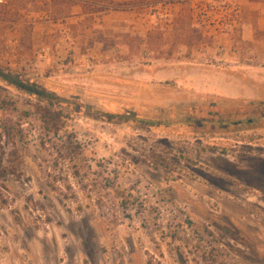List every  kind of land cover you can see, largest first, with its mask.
Segmentation results:
<instances>
[{
	"label": "rangeland",
	"instance_id": "1",
	"mask_svg": "<svg viewBox=\"0 0 264 264\" xmlns=\"http://www.w3.org/2000/svg\"><path fill=\"white\" fill-rule=\"evenodd\" d=\"M248 1L0 4L6 164L5 124L27 136L21 176L0 178V264H264V119L238 109L242 122L224 124L264 104V30ZM200 48L227 72L224 94L203 89ZM45 103L71 114L90 164L56 189Z\"/></svg>",
	"mask_w": 264,
	"mask_h": 264
},
{
	"label": "trees",
	"instance_id": "2",
	"mask_svg": "<svg viewBox=\"0 0 264 264\" xmlns=\"http://www.w3.org/2000/svg\"><path fill=\"white\" fill-rule=\"evenodd\" d=\"M12 81L21 88L29 89L45 97L51 98L53 96L47 91L33 89L30 85L23 83L19 79H14ZM1 104L4 106V100H1ZM11 105L15 106V103ZM238 109L240 112H243V116L249 115L248 121H250V115H255L260 119H264V104L256 103L229 110V113H227V117L229 118L224 124L229 126L242 122L241 119L233 120L232 118L239 114ZM37 111L44 124L45 135H48V138L51 136L55 137V140L52 141L49 147L45 142H42V146L44 149L49 150V156L51 157L49 159L46 178L49 186L56 189L58 180H60V178L62 179V177H67V174L77 178L84 174V172H89L87 171L90 169L89 159L81 143L78 141L77 136L70 130L69 121L71 119V114L65 108L45 103L44 105H38ZM203 117V115H199V117H197L198 119L189 121L195 125L216 124V117L218 118L219 116L214 113L204 117L205 119H202ZM6 124L5 133L8 142L12 146L11 153L9 154L12 158L6 164L4 157L0 153V178L6 177L9 174L21 176L20 168H23L25 165V154H23L19 146V142L24 143L27 140L25 130L22 128V125L13 122L11 119ZM69 189H72V187L69 186ZM0 200L3 203L7 202L6 199L1 196V193Z\"/></svg>",
	"mask_w": 264,
	"mask_h": 264
},
{
	"label": "crops",
	"instance_id": "3",
	"mask_svg": "<svg viewBox=\"0 0 264 264\" xmlns=\"http://www.w3.org/2000/svg\"><path fill=\"white\" fill-rule=\"evenodd\" d=\"M247 4L251 5L253 8H256L259 10V29L264 30V0H259V1H248ZM250 38V37H248ZM256 47V46H255ZM257 48V47H256ZM226 49V48H225ZM200 48L198 49V52L200 53L201 56V62H203L201 70L204 71V83L205 85L203 86V89L206 90L207 92H214L216 94H224L226 92V88L223 84L227 83L228 81L225 80L224 75L227 76V72H225L221 67H218L217 69H212L211 66H208V63H212L211 60L207 61L209 55L208 52ZM228 53V52H227ZM213 64V63H212ZM235 65V64H233ZM236 67L232 66L230 68H238L237 65ZM216 67V66H215ZM229 68V67H227ZM234 70V69H232ZM215 74H213L214 72ZM218 75L220 77H218Z\"/></svg>",
	"mask_w": 264,
	"mask_h": 264
},
{
	"label": "built area",
	"instance_id": "4",
	"mask_svg": "<svg viewBox=\"0 0 264 264\" xmlns=\"http://www.w3.org/2000/svg\"><path fill=\"white\" fill-rule=\"evenodd\" d=\"M5 2L6 0H0V4L5 3ZM42 57H44V55Z\"/></svg>",
	"mask_w": 264,
	"mask_h": 264
}]
</instances>
